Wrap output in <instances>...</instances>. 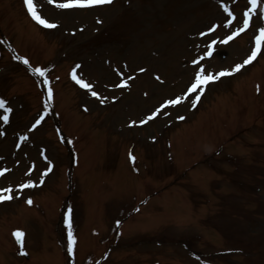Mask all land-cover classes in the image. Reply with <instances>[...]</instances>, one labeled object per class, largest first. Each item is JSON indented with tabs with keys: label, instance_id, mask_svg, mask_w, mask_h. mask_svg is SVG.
Masks as SVG:
<instances>
[{
	"label": "rangeland",
	"instance_id": "374dc122",
	"mask_svg": "<svg viewBox=\"0 0 264 264\" xmlns=\"http://www.w3.org/2000/svg\"><path fill=\"white\" fill-rule=\"evenodd\" d=\"M33 2L41 17L57 25L55 29L45 33L31 26L21 0H0L1 30L20 51L31 56L36 64L48 66L50 47L56 48L53 53L55 57L51 60L56 65L52 70L53 77L54 74L59 76L67 73L71 65L82 61L86 65L83 69L86 76L91 81H99L97 91L100 94L92 97L85 93L79 94L78 107L85 106L92 113L85 124L78 107L65 97L66 89L59 87V111L64 129L68 135L79 139L77 151L81 158L80 165L72 169L69 152L58 144L52 132L53 122L49 118H55L54 116L47 115L48 120L43 128L34 131L30 128L40 110V92L25 69L14 64L8 54L4 53L0 42V99L6 102L0 110L10 108L9 116L12 115L9 125L5 126L0 120V133H5L4 136L0 135V190H3L4 195L9 189L11 191V199L0 201V264H10L8 260H24L17 259L14 252H11L16 247L11 236L16 228L25 227H29L26 228L29 237L21 249L30 251L32 262L68 264V256L61 244L64 234L59 220L69 198L77 207L75 222H82L74 244L78 254H74L75 264L95 263L106 246L113 242L111 226L115 218H112L111 213L108 212L111 217L110 228H99H104L101 224L105 210L101 200L107 196L112 198L113 205L123 202L120 208L133 203L130 206L133 234L124 233L122 238H118V243L116 241V246L112 247L109 258L103 264H264L262 154L256 157L260 168L248 167L243 174L238 171V175H225L222 178V183L231 187L229 193H234L236 185L240 188L238 193L243 195L240 199L238 196L235 200L230 199L228 214H217L207 232L192 229L193 226L190 225L187 226V232H183L179 227L188 220L195 219L196 210L191 216V198L186 200V213L155 210L159 205L161 208L165 207L159 201L166 200L169 195L162 192L166 186L175 194V201L181 204L185 202V175L188 170L178 172L179 175L185 173L183 181L178 175H168L164 180L160 181L159 178L156 183L149 179L150 174H141L145 181L137 175L132 176L127 167L129 164L125 161V152L134 143L143 160L152 165L153 170L156 167L160 171L165 170L164 173L172 172V167L162 156L160 143H152L151 139L158 138L160 141L162 135L176 127L167 134L173 143V149L167 150V154L171 152L170 158L177 160L180 167L194 164L214 137L216 141L219 140L220 155L213 148L206 157L217 159L211 165L224 167L227 166L224 161L227 154L239 152L237 142H227L224 149L221 143L223 136V140L229 141L232 134L239 135L243 129L250 127L249 134L242 132L241 135L249 138L257 133H264V37L261 39L263 50L258 57V60L261 59L259 62L256 60L251 64L253 66L244 65L232 72L231 77L226 75L212 81L202 94L199 91L187 93L190 85L195 82L194 74L200 67L195 70L191 68L190 62L204 54L206 43L213 40L222 43L224 36L242 28L244 12L250 13L249 26L243 31L245 34L241 33V37H237L228 46L218 43L215 59L204 61L201 65L205 74H216L219 70L230 71L250 55L255 48L253 40L261 35L259 29L264 27V19H260L264 15V0H258L255 11H250L249 0H113V3H108L103 8L97 9L98 5H93L84 7L86 9L83 10L78 7L59 8L56 3H49L48 0ZM226 8L228 11H225ZM226 56L227 59H223ZM113 67H116L115 74ZM157 76L160 77L159 80L156 79ZM125 80L130 83L128 86L115 88L116 83L120 84ZM164 81H167L166 85L162 84ZM155 86L166 91L161 93L162 90L158 87L154 90ZM186 93L188 99H182L181 106L171 109L166 107L161 116L156 115L145 124L139 123L162 101L185 96ZM145 94L149 96L145 98ZM197 95L202 102L201 108L204 107L201 115L190 113L191 103ZM101 99L104 103L100 102ZM231 102L235 103L236 109L230 105ZM225 106L229 110L224 111ZM222 111L224 112L221 114ZM220 114V117H216ZM3 115L5 116V112ZM182 115L187 116V123L181 126L173 122L172 128H167L174 121V116ZM231 120H235L233 127L225 128L223 123ZM132 121L137 123L132 124ZM82 124L84 128L80 127ZM91 127L100 128L95 137L93 132L87 133ZM22 134L29 139L20 146L17 143L18 135ZM106 147H109L108 163L116 165L114 167L120 172L119 176L113 175L112 179L115 185L119 180L123 193L115 192L111 186L113 184L107 183L106 179H95L101 163L89 170L99 148L105 152ZM40 150L45 156L41 157ZM88 156H92L91 162L88 161L85 165ZM48 168L51 170L46 171ZM204 168L210 167L206 165L196 169ZM68 171L74 175L72 189L68 188ZM90 171L95 172L92 183L96 190L88 202V187L93 190V185L89 182L85 186V181H89L87 175ZM207 173L208 169L201 176L204 187H208L204 193L213 196ZM189 178L193 179L190 174ZM29 180L33 182V186H28ZM126 183L128 185L125 187ZM223 189L221 187L219 191L222 192ZM147 190L149 193L144 196ZM116 195L119 199H116ZM29 199H33L36 207L28 208ZM202 202L198 200V203ZM245 203L247 209L243 212ZM87 205L88 209L85 211ZM202 205L198 204V207ZM119 207L112 209L119 211ZM234 214L242 216L234 217ZM163 226L167 230L166 234L157 230ZM93 227L101 230L100 236L94 238ZM147 233L150 235L143 236ZM182 243H186L185 248L188 250ZM228 251L230 253L226 255L225 252ZM192 252H195V257ZM40 253L43 258H38Z\"/></svg>",
	"mask_w": 264,
	"mask_h": 264
},
{
	"label": "snow or ice",
	"instance_id": "6c2138e0",
	"mask_svg": "<svg viewBox=\"0 0 264 264\" xmlns=\"http://www.w3.org/2000/svg\"><path fill=\"white\" fill-rule=\"evenodd\" d=\"M49 3H56V6L59 8H63V9H70V8H84V7H90L93 5H97V4H102V3H111L112 0H60V2H57V0H48ZM24 3L26 5V7L28 8V11L30 13V15L32 16L33 19H35L38 23L42 24L45 27L48 28H55L57 27V25L55 23H51L48 20L42 18L38 12L35 10V6L33 4V0H24ZM249 3L251 5V10L250 11H255L257 10V6H258V0H249ZM225 11H228V9L226 8ZM229 15H232L231 12H229ZM249 12H245L244 13V20H243V27L240 29H237L235 32H233L231 35H229L224 43H227L228 41L232 40L234 36H236L239 32L244 31L248 26H249ZM260 19H264V15H262L260 17ZM211 31V29H210ZM261 35L256 37V46L254 49L251 50L250 55L243 61L242 64H236L234 66L233 69L229 70H223V71H219L216 74H205L204 68L202 66L199 67V70L195 72V83L192 84V86L188 89L189 93H193L195 91H199L201 94L204 91V86L207 85L209 82L218 80L220 77L226 76V75H231L232 72L238 71L239 69H241L244 65L248 64L249 62H251L254 58H256L257 54L260 52L261 50V39L262 37H264V27L259 29ZM213 43H215V41H213ZM209 47H211V45H209ZM206 56H211L212 52L208 51L205 53ZM201 59H203V57H201ZM25 64H28L29 62L25 59L23 61ZM194 64H199V62L197 60H193ZM77 68L79 67V65L76 66ZM35 73H38L41 76H44V70L41 68H34L32 69ZM140 71H144V69H140ZM73 79L76 80V82L78 84H80L82 87H86L91 89V85L89 84H85L83 80L81 79H77L76 75H75V70H73ZM157 80L160 79L159 76L156 77ZM46 82V81H45ZM119 86H127V81H122L121 85ZM93 96H97L98 94L95 91H92L91 93ZM49 96H51V90L49 89ZM200 96L197 95L195 97V100L192 101V106L195 107V104L199 101ZM180 100L179 97H177L175 100H170L167 101V103L169 104H176L178 103ZM101 103H104V100L101 99L100 100ZM5 101L3 99H0V108H3L5 106ZM7 111H11L10 108L7 109ZM157 112H159V109H156L155 111H153L149 116H147L145 119L139 121L140 124H145L147 123L149 120L153 119L156 115ZM5 120H7V117L4 118ZM179 119H183V117H179ZM40 123V120L36 121V124L33 125V128L36 127L37 124ZM132 124H136L137 121H132ZM3 133H0V135H2ZM129 158L132 161H135V157L132 156L131 153H129ZM51 168L46 169V171H50ZM24 185H21V187H23ZM28 186H33V182L31 180L28 181ZM10 191V189L8 190ZM5 199H11V196H6L3 194V190H0V201H3ZM29 204L32 203V201L29 199L27 201ZM71 212V209H69V213ZM65 223L68 224V239H69V247H68V251L69 253L72 252V245L75 242V238L73 236L72 230H71V221L69 218L66 217L65 219ZM14 235L16 236V239L18 242H21V237L24 235L22 232L17 231L14 233Z\"/></svg>",
	"mask_w": 264,
	"mask_h": 264
},
{
	"label": "bare ground",
	"instance_id": "6f19581e",
	"mask_svg": "<svg viewBox=\"0 0 264 264\" xmlns=\"http://www.w3.org/2000/svg\"><path fill=\"white\" fill-rule=\"evenodd\" d=\"M258 60V59H257ZM254 64V63H253ZM190 75V74H189Z\"/></svg>",
	"mask_w": 264,
	"mask_h": 264
}]
</instances>
